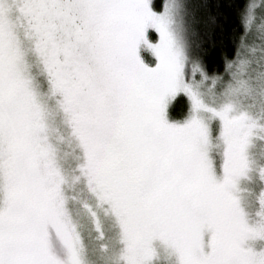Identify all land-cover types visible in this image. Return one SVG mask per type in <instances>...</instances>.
Returning a JSON list of instances; mask_svg holds the SVG:
<instances>
[{"label":"snow or ice","instance_id":"6c2138e0","mask_svg":"<svg viewBox=\"0 0 264 264\" xmlns=\"http://www.w3.org/2000/svg\"><path fill=\"white\" fill-rule=\"evenodd\" d=\"M0 264H264V0H0Z\"/></svg>","mask_w":264,"mask_h":264},{"label":"trees","instance_id":"16d2710c","mask_svg":"<svg viewBox=\"0 0 264 264\" xmlns=\"http://www.w3.org/2000/svg\"><path fill=\"white\" fill-rule=\"evenodd\" d=\"M237 2L242 3V0H237ZM221 11L227 17L226 20L224 19L223 16L221 17V23L224 25L223 36L225 38V42L227 43L228 42L227 38L233 35V29H236L237 34L239 33L240 31L239 20L237 19L235 10L233 8L227 7L226 3H225V7H223ZM219 39H220V34L218 32L217 40ZM228 47H229V50H231V47H232L231 43H228ZM213 60L217 63L219 62L218 57L215 55L213 56Z\"/></svg>","mask_w":264,"mask_h":264}]
</instances>
